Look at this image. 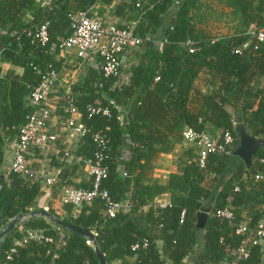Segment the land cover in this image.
I'll return each instance as SVG.
<instances>
[{
  "label": "trees",
  "instance_id": "obj_1",
  "mask_svg": "<svg viewBox=\"0 0 264 264\" xmlns=\"http://www.w3.org/2000/svg\"><path fill=\"white\" fill-rule=\"evenodd\" d=\"M196 1L121 2L114 15L129 10L132 34L142 41L126 50L132 60L127 81L121 82L119 74L103 76L98 66L89 67L70 86L78 121L88 132L68 150L54 144L57 153L46 157L47 164L61 167L60 178L69 185L65 164L73 163L74 169L84 159L92 161L91 135L99 133L105 141L101 164L106 168L99 190L126 208L103 217V201L97 197L74 210L63 205L62 217L49 208L47 212L90 232L107 264H186L189 256H195L192 264L264 262V238L252 244L251 233L236 232L240 226L252 231L264 222V144L248 168L231 150L208 154L199 166L195 150L188 146L165 185L146 179L154 158L181 141L183 128L217 129L218 140L228 131L234 148L237 122L250 137L264 141V41L255 44L247 32L251 26L264 27V0H224L237 26L219 38L195 27ZM111 2L50 0L46 5L40 0H0V72L2 65L9 67L0 74V168L6 144L17 139L18 128L32 110L26 102L30 90L48 70L60 72L55 56L59 42L70 33L67 15H90L93 5ZM43 23L47 42L40 46L34 33ZM236 48L239 53L233 52ZM88 106L106 108L108 115H89ZM30 154L40 156L35 149ZM91 184L88 178L72 187L89 190ZM40 187L38 180L0 171V230L15 216L37 210ZM164 193L168 203L159 207L154 200ZM224 210L230 217L219 214ZM199 212L205 214L202 228L196 227ZM26 230L37 231L43 239L15 244ZM135 244L138 249L131 251ZM0 264L99 263L83 237L34 217L24 219L0 242Z\"/></svg>",
  "mask_w": 264,
  "mask_h": 264
},
{
  "label": "built area",
  "instance_id": "obj_2",
  "mask_svg": "<svg viewBox=\"0 0 264 264\" xmlns=\"http://www.w3.org/2000/svg\"><path fill=\"white\" fill-rule=\"evenodd\" d=\"M48 5L50 0H40ZM124 3H129L132 0H120ZM139 7V1L134 4ZM70 26V33L62 39L57 48L60 52L73 51L76 58L81 60L89 58H97L99 68L103 76L117 77L120 69V56L126 50L133 49L139 46L142 41L132 34L133 22L119 27L116 24L104 21L101 18L87 15L84 12H74L67 15ZM249 36L254 40V43L264 41V27L255 29L252 26L247 31ZM34 37L40 46H44L47 42L46 23L39 25L35 29ZM249 42L244 43L243 47ZM188 44V42L186 43ZM189 52L192 49L188 50ZM234 53H239L238 49H234ZM157 79V78H155ZM60 83V73L54 70H48L41 78L40 83L33 87L26 102L31 107V112L27 116L23 126L18 128L17 139L6 144L8 150L4 152L0 171L13 172L22 175L26 179L38 180L40 185L49 186L57 180V175L47 173L44 170H32L27 156L32 149H35L41 158H46L53 152L54 144L57 137L53 133H48V122L51 116L48 104L51 91L56 84ZM59 99L61 101L60 110L66 115V128L76 137H82L88 130L77 120L76 109L69 97V86H62ZM56 95V94H54ZM89 115L100 113L103 116L108 115L106 108L99 106H88ZM91 140L95 145L94 157L92 161L82 160L81 166L84 167L88 178L92 179L91 189L83 190L74 188L61 182L59 186L60 203L61 205H69L72 209H77L81 205H89L94 198H99L103 201V217H112L117 211L124 208V204L113 203L108 199L105 191L99 190V183L105 178L106 168L102 166L103 151L105 150V141L99 133H93ZM181 142L192 147L195 150L196 159L199 166L203 165V161L208 154L212 153H227L233 150V138L228 131L222 134L221 140L218 137H212L207 132H195L189 128L181 132ZM9 151V152H8ZM64 158H68L67 153H63ZM5 159V162H4ZM260 176H255L254 179H259ZM236 189V188H235ZM159 207H164L167 203H156ZM224 217H230L227 211L219 213ZM237 233H251V243L255 244L256 238H264V228L261 223L256 229L249 231L244 226H240ZM43 237L33 230H26L20 243H25L27 240H41ZM47 240V239H44ZM146 243L143 242L141 247L144 248ZM138 244L131 246V251L137 250ZM239 253H243V249H238Z\"/></svg>",
  "mask_w": 264,
  "mask_h": 264
},
{
  "label": "crops",
  "instance_id": "obj_3",
  "mask_svg": "<svg viewBox=\"0 0 264 264\" xmlns=\"http://www.w3.org/2000/svg\"><path fill=\"white\" fill-rule=\"evenodd\" d=\"M142 1L146 3L149 0ZM120 3V0H112L110 5L95 4L90 8L89 13L90 15L101 18L104 21L112 22L119 27H124L125 25H128L130 24V22H132L130 20V16L132 14L131 12H129V10H123L120 16L114 15V10ZM195 13L202 14V17L204 19L206 18L207 23L216 26L212 28L213 30L206 28L207 30H210V34H213V38L228 36L233 33L235 27L237 26L236 19L231 15L230 9L224 5V0H197ZM195 27H202L204 30L203 25H199L196 23ZM203 33L210 36L208 31L204 30ZM247 45L248 44H246V46ZM55 59L60 61L61 63V69L59 72L60 83L56 84L55 87H53L51 91L52 95L49 97L48 100L51 116L48 122L47 131L48 133H53L56 135V143L60 145L62 149L64 148V150H68L70 145L78 140V137L74 136L67 130L66 118H63L62 114L60 113L59 109L61 106V101L59 99V95L62 91L61 87L65 85L69 87L72 86L77 80H79L86 74L89 67H98L99 61L95 57L81 60L75 57L73 51H67L64 53L59 51L58 54L55 56ZM131 64V53L129 51L122 53V55L120 56L119 70V78L121 82L127 81L129 77L127 70ZM1 67L2 68L0 74L3 75L6 69H9V67L7 65H2ZM14 70L17 74H20L21 72L20 69L14 68ZM262 83L263 80L261 79L260 85ZM75 119L78 120V116L75 117ZM184 129L186 128H183V130ZM206 131L211 132L215 137H218L220 134L219 130L213 129L211 127H209ZM54 147H56V145H54ZM186 148H188V146L185 145L183 142L179 141L178 143L174 144L173 148L167 154H158L152 162L151 169L146 174V179H148L149 181H155L161 185H165L167 175L176 169V167L178 166V160L182 158L183 151ZM60 149L59 151H61ZM7 150L8 149L5 148L4 152ZM54 153H57V150L53 148L52 154ZM27 160L32 170H44L47 173L57 175L58 178L53 184L49 186L40 187L41 193L36 198L35 205L38 209H44L46 211L49 208L55 214L62 217L64 215V211L62 210L63 205H61L60 203L59 191V186L62 182L59 175L61 167H51L49 164H47L48 159L44 157L41 158L40 156L39 158L38 156L33 157L31 156V154L27 156ZM72 166L73 163H67L64 166L66 172L68 173L66 176L67 183L71 186H74L78 185L81 182H86V180H88V176L85 172L84 167H82L81 165H77L74 169H72ZM168 199L169 195L167 193H164L156 197L154 202L168 203ZM124 208H126V205L124 206ZM247 210L248 208L243 211V216L246 215ZM21 222L19 223V225L21 224ZM260 223L264 227V222ZM17 243L18 242H15V244ZM194 257L195 256H189L185 261L186 264H192V260ZM129 261L132 260L129 259ZM113 264H119V262L116 261L113 262ZM261 264H264V262H262Z\"/></svg>",
  "mask_w": 264,
  "mask_h": 264
},
{
  "label": "water",
  "instance_id": "obj_4",
  "mask_svg": "<svg viewBox=\"0 0 264 264\" xmlns=\"http://www.w3.org/2000/svg\"><path fill=\"white\" fill-rule=\"evenodd\" d=\"M234 130L236 132V146L231 151V155L236 157L244 166V168H248L251 163V159L256 153V151L264 144V141L260 139H254L250 137L242 128V125L239 123L234 124ZM34 217H43L50 222L58 225L63 229H67L72 231L81 237H83L87 244L92 246L93 252L99 264H107L101 255L95 241L93 235L87 230L81 229L75 225L67 223L62 219L56 218L53 215L49 214L44 209H37L35 211H31L28 214H20L12 218L1 230H0V242L9 235V233L19 225V223L27 218ZM205 214L203 212L197 213L196 217V227L202 228L204 222Z\"/></svg>",
  "mask_w": 264,
  "mask_h": 264
},
{
  "label": "rangeland",
  "instance_id": "obj_5",
  "mask_svg": "<svg viewBox=\"0 0 264 264\" xmlns=\"http://www.w3.org/2000/svg\"><path fill=\"white\" fill-rule=\"evenodd\" d=\"M193 22H194V24H199V25H203V27H204V30L205 31H208V33L210 34L211 32H209L210 30H207L206 28H209V29H211V30H213L212 28L213 27H216V26H213L212 24H210V23H207V21H206V18L204 19L203 17H202V14H199V13H195L194 15H193ZM202 17V18H201ZM220 17H222V16H220ZM216 20V19H215ZM219 24V23H218ZM197 29L198 30H200L201 32L203 31L204 32V30H203V28L202 27H197ZM213 34H210V36H212ZM213 37V36H212ZM210 136H212V137H214L215 138V136H213V134L211 133V132H208V131H206ZM38 209V208H37Z\"/></svg>",
  "mask_w": 264,
  "mask_h": 264
}]
</instances>
